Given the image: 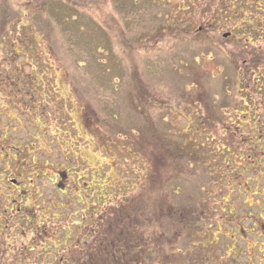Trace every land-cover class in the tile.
I'll return each mask as SVG.
<instances>
[{
  "label": "rangeland",
  "instance_id": "1",
  "mask_svg": "<svg viewBox=\"0 0 264 264\" xmlns=\"http://www.w3.org/2000/svg\"><path fill=\"white\" fill-rule=\"evenodd\" d=\"M263 37V0H0V264H76L71 196L104 188L121 263L264 264Z\"/></svg>",
  "mask_w": 264,
  "mask_h": 264
},
{
  "label": "flooded vegetation",
  "instance_id": "2",
  "mask_svg": "<svg viewBox=\"0 0 264 264\" xmlns=\"http://www.w3.org/2000/svg\"><path fill=\"white\" fill-rule=\"evenodd\" d=\"M245 40L248 43H250L252 40H254V37H252V36L250 38L246 37ZM262 42H263V46L257 47L258 51H253L254 56H252L251 59L249 60V69L251 72H254L255 70H259L261 67H262V69L264 68V37L262 38ZM235 83H236V73L233 74L232 85L234 86ZM227 104H229V103H227ZM216 106L219 109V107L221 105H220V103H218ZM259 114L262 115V114H264V112L261 111V113H259ZM231 137H232V135H231ZM242 139H245L248 141V137H244ZM189 142H190V138H189ZM250 144H253V142ZM190 146L191 145H186V146L184 145L185 152L188 153L187 160H190L191 156L193 155L192 154L193 151H198L197 155L202 157V159H201L202 162L197 164V166H198L197 168L204 170V173L208 174L207 185L205 186V189H204V192H206V195H207L210 186L217 185V187L220 188L221 182H222V181H220L221 176L214 177L212 175L214 165L212 163H204L205 162L204 156L208 152L206 150H203L205 147L204 145H201L198 149L191 148ZM200 148H201V150H200ZM247 150L251 151L252 148H247ZM61 172H63V170L59 171V173H61ZM64 172L67 174V176H66V179L64 180V182L62 183V185H63V186H61L62 189H60L62 192L65 190L64 189L65 188V181L69 177V173H67L66 171H64ZM59 173H58V175H59ZM223 176L228 180V182L230 184L231 183L234 184L233 180L236 179V175H232L231 169L229 170V173H226ZM59 182H58V184H59ZM218 182H220V184ZM78 187H79V185H78ZM107 189L108 188H104L103 191L105 194H100V195H94V193H93V195H91L92 190H90L89 194L87 192H85L83 194V192H82V195L75 194V196H73V194H72V196H71V197H74L75 204L81 203L84 205V209H85L83 212L85 214H83L81 219L83 220L82 222H85L86 226L84 229L78 230L77 233L79 234V236L76 237L75 244L73 247L74 253H72V255H75L77 257L76 264H94V261H95L94 258L95 257H98L100 253H102L103 257H104V255H108L109 250L111 249L110 243L108 241V236H107L106 232H104V229L101 230V232H103L102 235L100 237H98L100 235L99 227L100 226L103 227L105 220L109 218V216L106 215L107 214V208L105 206V203H106L105 200L108 199V193H109L107 191ZM226 196L231 197V191ZM208 199H209V196L207 195V199H205V202ZM199 203H200V207H201V205H203L205 208L203 201H199ZM201 214L202 213L200 211H198L197 206L191 208L189 205H187L185 207L184 215H183V225L185 226V228H186V226L189 227L191 218H193V219L196 218L195 219L196 221L201 220L202 219ZM193 229H195V228L193 227ZM200 232H202V231H200ZM188 236H189V234H188ZM140 237H141V235H140ZM229 239H231V237H229ZM187 240H189L188 237H187ZM117 241H118V239H117ZM150 242H152V240H150ZM114 243H116V240L113 242L111 240L112 246H114ZM136 243H138V242L136 241ZM108 245H109V249H108ZM139 246L141 247V245H139ZM232 248H233L232 242H231L230 246H228V247L224 246V249L227 250L229 253L231 252ZM214 249L221 250L222 245L219 248L214 247ZM113 250L115 251L116 249H113ZM77 251L80 252V255H81L80 257L78 256ZM188 253H186L187 254L186 256H189ZM202 256L203 255L199 251V257H202ZM219 258H220V255L213 256L212 264H220L221 261ZM101 262H102V264H109V260L108 261L102 260ZM137 264H145V262L139 260L137 262Z\"/></svg>",
  "mask_w": 264,
  "mask_h": 264
},
{
  "label": "trees",
  "instance_id": "3",
  "mask_svg": "<svg viewBox=\"0 0 264 264\" xmlns=\"http://www.w3.org/2000/svg\"><path fill=\"white\" fill-rule=\"evenodd\" d=\"M4 3H5V2H4ZM17 74H18V73H17ZM19 76H21V75H19V74H18V76L15 75V78L13 79V82L19 84V85L15 88L16 91L21 90V87H23V86L21 85V83H22V82H21L22 79H21V77H19ZM13 82H12V85H11V86H13ZM9 83H10V81H9ZM17 93L19 94L20 91H18ZM183 157H185L184 160H187V156H185V155L183 154ZM180 187H181L180 184H175V185H174V188H175V189H177V188L180 189ZM177 194H178V192H175L174 196L177 195ZM177 204H178V205H177V209L175 208V210H171V212H170V211H167L166 213H164L165 215H163V216L161 217V220H163L164 223H165V228L170 227V231H171V232L175 231L176 228H182V226H181V222L179 223V221H177V220H180V219L178 218V217H180V216H181V220H182V218H183L182 215H184V210H183L182 208H179V207H182V204H181V203H177ZM178 208H179V209H178ZM170 213H174L173 216H170ZM133 240H134V239H133ZM116 243H119V242L117 241ZM129 245H130L129 248L124 249V250H126V253H124V254L121 253V251L117 252V250H115V254H113V253L111 252L113 249L111 248V249L109 250V253H108L109 264H126V262H125L126 259L129 260V261L126 260L127 263H128V262H132V261H133V259H132V257H133V253H132V251L134 250V249H133V246L135 245V243L131 242V243H129ZM118 247L125 248V247H123V246H121V245H118ZM113 251H114V250H113ZM130 252H131V256L129 257ZM110 254H111V256H110ZM103 258H104V259H107V255H104ZM120 258H125V260L121 263ZM112 259H113L114 261H111ZM99 263L102 264L101 260H100V261H98V260H95V261H94V264H99ZM135 264H136V263H135Z\"/></svg>",
  "mask_w": 264,
  "mask_h": 264
},
{
  "label": "water",
  "instance_id": "4",
  "mask_svg": "<svg viewBox=\"0 0 264 264\" xmlns=\"http://www.w3.org/2000/svg\"><path fill=\"white\" fill-rule=\"evenodd\" d=\"M61 177H62V179H65L66 178V173H62ZM61 186H63L62 183H60L59 187H61Z\"/></svg>",
  "mask_w": 264,
  "mask_h": 264
}]
</instances>
